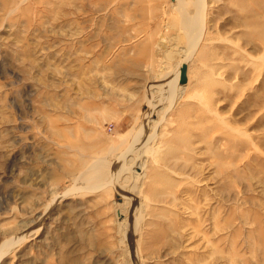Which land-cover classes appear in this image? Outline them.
Listing matches in <instances>:
<instances>
[{
	"label": "rangeland",
	"instance_id": "obj_1",
	"mask_svg": "<svg viewBox=\"0 0 264 264\" xmlns=\"http://www.w3.org/2000/svg\"><path fill=\"white\" fill-rule=\"evenodd\" d=\"M176 1L0 0V264H264V0Z\"/></svg>",
	"mask_w": 264,
	"mask_h": 264
},
{
	"label": "bare ground",
	"instance_id": "obj_2",
	"mask_svg": "<svg viewBox=\"0 0 264 264\" xmlns=\"http://www.w3.org/2000/svg\"><path fill=\"white\" fill-rule=\"evenodd\" d=\"M174 1H176V0H174ZM196 1V0H195ZM201 1V0H200ZM200 1H197V3L198 2H200ZM177 2V1H176ZM201 3V2H200ZM185 3H182L181 4V2H179V4H176V6L178 7H174V8H176V9H181L182 7H181V5H184ZM173 5H175V4H173ZM198 6V5H197ZM186 8V7H185ZM179 9V10H180ZM183 9V8H182ZM164 10V9H163ZM184 10V9H183ZM83 12V11H82ZM178 12V11H177ZM181 13V18H180V22H179V28L180 29H177V31H179V30H181V32L183 33V35L185 34V36H186V38L187 37H190V35H192L193 34V32H194V28H193V26H192V24H191V21L189 20V17H187L184 13H182V12H180ZM180 13H178V14H180ZM193 13V12H192ZM182 14H184V16L182 15ZM161 15V14H160ZM190 16V15H189ZM192 17V16H191ZM190 17V18H191ZM176 18V17H175ZM166 21V20H165ZM171 21V20H170ZM169 21V22H170ZM163 23V22H162ZM171 24H174V23H171ZM168 25H170V24H168ZM176 25V24H175ZM178 28V27H177ZM166 29V28H165ZM171 29V28H170ZM173 29V28H172ZM126 32V31H125ZM181 32H178V36H180V33ZM80 34V33H79ZM176 37V36H175ZM192 37V36H191ZM178 39V38H177ZM186 40V39H185ZM165 41V40H164ZM174 41V40H173ZM177 41V40H176ZM175 41V44L177 43ZM182 42L184 43V39L182 40ZM187 42H188V40H187ZM194 42V41H193ZM160 43H161V41H160ZM189 44V43H188ZM192 44V43H191ZM191 46V45H190ZM175 47H176V45H175ZM179 47V46H178ZM177 47V48H178ZM188 47V46H187ZM191 48V47H190ZM188 50H190V49H188ZM179 52V51H178ZM157 55V54H156ZM167 55V54H166ZM176 63V62H175ZM184 63V62H183ZM180 70V69H179ZM177 74V73H176ZM170 79V78H169ZM177 80V79H176ZM176 84V83H175ZM167 85V84H166ZM172 86V85H171ZM170 86V88H171V90H173L172 89V87ZM157 87V86H156ZM159 88V87H158ZM175 88V87H174ZM153 90V89H152ZM183 90V89H182ZM155 92V91H154ZM158 92V91H157ZM156 94V93H155ZM172 94V93H171ZM154 95V94H153ZM169 95H170V93H169ZM173 95H174V93H173ZM194 95H196V93L194 94ZM153 97H155L156 98V96H153ZM166 99V98H165ZM180 99V98H179ZM159 100V99H158ZM157 100V101H158ZM168 100H170V98H168ZM159 102V101H158ZM170 102H171V100H170ZM162 103V102H161ZM166 103H168V102H166ZM157 104V103H156ZM156 104H151V105H149L148 107H147V109H148V112H149V114L151 115L152 114V116H154V113L155 112H157L156 110H155V106H156ZM170 105V104H169ZM173 106V105H172ZM160 109H162L161 107H160ZM152 110H154L155 112L154 113H152L153 111ZM158 110V109H157ZM171 110V109H170ZM160 112H161V110H160ZM163 115H164V113H163ZM157 117V116H156ZM151 118V117H150ZM155 118V117H154ZM154 118H152V119H154ZM140 121V120H139ZM146 122V121H145ZM155 122V121H154ZM156 122H158V121H156ZM155 122V123H156ZM152 124H155V123H153V121L151 122ZM145 124V123H144ZM146 126V125H145ZM152 126V125H151ZM150 126V127H151ZM149 127V128H150ZM153 127V126H152ZM154 128V127H153ZM164 128V127H163ZM156 129V128H155ZM135 130V129H134ZM140 130V129H139ZM151 131H152V128H151ZM139 132V131H138ZM141 132V131H140ZM149 132V131H148ZM142 133V132H141ZM151 133V132H150ZM140 135V134H139ZM147 137V136H146ZM140 138V137H139ZM156 141V140H155ZM155 144V143H154ZM135 151V150H134ZM181 155V154H180ZM140 156L142 157V155L140 154ZM144 156V155H143ZM132 158H133V156H132ZM129 159H131L130 157H129ZM136 159V161H137V158H135ZM126 161V160H125ZM140 161V160H139ZM142 161V160H141ZM127 162L129 163L130 162V160H127ZM112 163V162H111ZM111 163H110V165H111ZM115 163V162H114ZM143 163V162H142ZM102 165H104V163H101ZM144 164V163H143ZM156 164V163H155ZM122 165V164H121ZM125 165V164H124ZM127 165V164H126ZM129 165V164H128ZM97 166H99V167H97ZM97 166H95L94 168H91L92 170L91 171H89V173L86 175V180L88 181V183H92V184H97V186H98V184L100 185L105 179H106V171H103V169L101 168V167H104V166H101L100 165V163H99V165H97ZM131 166H134V165H131ZM120 167V166H119ZM143 167V166H142ZM141 164L139 163V162H136V164H135V166L133 167V169L130 171L128 168H126V169H128L130 172H128V171H126L125 169V171L126 172H123L122 173V177L124 178V179H126V178H129V176H131V175H133L134 173H136V171L135 170H140L141 168ZM96 168V169H95ZM105 168V167H104ZM122 168V167H121ZM123 168H125V167H123ZM122 168V169H123ZM130 168V167H129ZM121 169V170H122ZM118 170H119V168H118ZM161 170V169H160ZM141 171V170H140ZM121 173H119V176H121L120 175ZM144 174V173H143ZM138 175V174H137ZM136 177V176H135ZM138 177V176H137ZM143 177V176H142ZM131 178V177H130ZM133 178H134V176H133ZM122 179V178H121ZM123 179V180H124ZM137 181V180H136ZM120 183V182H119ZM131 183V182H130ZM117 184V183H116ZM123 184V183H122ZM94 186V185H93ZM96 186V185H95ZM134 187H132V189H133ZM130 189V188H129ZM113 194V193H112ZM135 195V194H134ZM112 196V195H111ZM123 197V196H122ZM113 198V197H112ZM124 198V197H123ZM126 198V197H125ZM132 200V199H131ZM130 200V201H131ZM140 202V201H139ZM140 205V204H139ZM143 205V204H142ZM137 206V205H136ZM125 208V207H124ZM138 208H139V206H138ZM141 208V207H140ZM167 208V207H166ZM143 210V209H142ZM122 213V212H121ZM144 213V212H143ZM117 215V214H116ZM117 217V216H116ZM122 225V224H121ZM122 228V227H121ZM121 230V229H120ZM256 232V231H255ZM27 236V235H26ZM263 240V239H262ZM261 240V241H262ZM264 242V241H263ZM262 242V243H263ZM263 245H264V243H263ZM9 248V247H8ZM8 248H5V249H3L2 250V252H0V258H1V256L6 252V250L8 249ZM262 249V248H261Z\"/></svg>",
	"mask_w": 264,
	"mask_h": 264
},
{
	"label": "water",
	"instance_id": "obj_3",
	"mask_svg": "<svg viewBox=\"0 0 264 264\" xmlns=\"http://www.w3.org/2000/svg\"><path fill=\"white\" fill-rule=\"evenodd\" d=\"M185 71H186L185 65L181 66L180 71H179L180 73L179 84H184L186 82Z\"/></svg>",
	"mask_w": 264,
	"mask_h": 264
}]
</instances>
